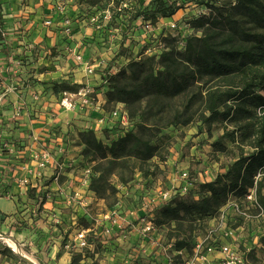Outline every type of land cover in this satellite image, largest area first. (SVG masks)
Segmentation results:
<instances>
[{"label":"rangeland","instance_id":"1","mask_svg":"<svg viewBox=\"0 0 264 264\" xmlns=\"http://www.w3.org/2000/svg\"><path fill=\"white\" fill-rule=\"evenodd\" d=\"M109 1L76 0L79 10L87 13L90 11L88 4L96 5L100 11ZM122 1L128 2L129 8L122 12L115 9L114 20L105 31L99 32L82 20H74L70 26L72 33L87 49L86 60L91 59L87 55H92L100 66L95 75L101 78L92 87L100 95L98 99L101 97V100L107 102L102 105L103 113L87 109L85 113L88 118L82 116L78 125L71 124L77 125L79 131L75 129L65 134L59 125L53 126L56 137L59 134L65 136L63 140L68 143L72 153L67 156H74V161L71 160L66 169L74 176V185L67 189V180L63 175L59 179L52 176L54 168L51 166L39 191L28 188V198L15 201L16 196L9 194L11 186L6 182L12 180L10 173L16 168L13 162L7 161L15 158L14 153L8 146L11 143L7 141L4 146L0 143V158L5 161H0L5 166L0 168V177L3 179L1 181L0 178V185L9 188L0 196L6 198L10 205L12 202L20 204L17 212L0 211V264H28L11 248L8 238L15 240L39 264L164 262L168 253L172 255L165 251L169 242L175 244L176 240L185 239L194 244L198 240L195 238L205 232L208 223L207 220L202 223L192 221L184 214L181 217H185V220L179 231H173L176 228L173 222L171 225H168L170 222L162 225L157 223L164 209L173 208L181 201L190 203L199 200L197 186L195 191L179 194L173 201L160 204L154 210L145 207L147 200L157 198L159 189L167 190L176 185L183 171H188L201 183L207 181V176L215 179L218 174L225 173L240 153L253 151L251 146H241L229 140L227 132L235 128L228 121L213 120L209 126L200 120L202 114L209 115L205 111V100L207 91L214 85L212 80L200 79L190 87L187 94L162 97L157 103L152 101L153 96L147 95L129 104L122 100L118 91L123 87L132 89L138 83L139 71L158 75L163 53L171 50L184 52L189 38L202 37L209 24L222 29L224 18H230L248 33L264 34V25L248 16L241 3L243 0H114L115 5ZM257 1L264 4V0ZM160 2L166 7L177 8V12L168 18L157 14L156 21L134 18L138 13H156ZM3 4L7 6L3 8ZM13 4L23 10L24 14L13 12ZM36 5H39L37 9ZM49 5H52L51 0H0V27L9 34L6 35V46L9 45L13 55L18 56L15 76L26 79L20 88L31 93V96L43 91L46 97L49 94V97L53 96L59 101L62 91L71 92L77 85H81L75 79L80 80L83 73L73 61V56L67 53V47L63 46L69 42L66 40L68 37L60 31L61 27H57L59 16L53 14L54 24L49 27L45 25L51 15ZM3 9H6L5 14L2 13ZM8 11H12V17L4 18ZM72 15L73 20L75 13ZM138 21L143 23L139 25ZM148 21L152 24L150 28H147ZM35 38L36 44L33 42ZM245 41L259 47L254 41ZM31 44H34L33 49ZM258 51H262L261 48ZM96 53L100 55L95 57ZM260 66L264 68L262 62ZM41 74H45V78ZM86 81L84 79L83 83ZM120 103L126 105L133 124L131 133L136 139L158 147L166 157L165 161L157 158L151 161L159 164L158 170L140 171L142 165L138 155L130 151L133 143H129L126 150L119 152L116 158L111 155L104 158L86 152L82 135L88 131H95L96 139L105 144L116 139V134L122 129L111 119V111ZM256 113L260 115L261 108ZM3 117L4 114H0V137L4 130L9 129L11 120L6 121ZM100 119L104 122L98 124ZM218 141V146H214ZM49 143H52L50 148L58 152L59 145L55 141ZM38 147L36 150L42 148L41 145ZM144 167L147 168V165ZM85 168H91L88 186L81 183ZM55 182L65 187V193L68 190L70 192H62L61 195L58 185L53 184ZM261 195L264 197V182ZM29 204L34 207L30 208ZM108 216L111 219L102 222ZM117 220L124 226L115 228L114 234L122 235L124 239L102 236L101 239L90 238V248L80 249L77 246V230L86 229L92 233L103 223L109 227L111 222ZM148 222L155 225V230L149 233L147 239H142L141 229ZM260 226H245L246 232L243 235L247 243L252 241L251 231L259 233ZM171 233L173 237H170ZM57 244L60 253L56 259L49 258ZM247 264H264V249L258 248L250 253Z\"/></svg>","mask_w":264,"mask_h":264},{"label":"trees","instance_id":"2","mask_svg":"<svg viewBox=\"0 0 264 264\" xmlns=\"http://www.w3.org/2000/svg\"><path fill=\"white\" fill-rule=\"evenodd\" d=\"M241 3L248 16L264 25V4L257 0H243ZM177 10L160 2L156 13H138L134 18L143 17L145 20L156 21L157 14L168 18ZM221 24L222 29L209 24L202 37L189 38L184 52L171 50L163 53L158 75L139 71L138 83L132 89L123 87L118 90L122 100L129 104L147 95L153 96L152 101L157 103L162 97L187 94L190 87L200 79L212 80L214 85L207 91L205 100V111L209 115L202 114L200 120L209 126L213 120L228 121L235 128L227 132L229 140L234 144L253 148L251 153H240L229 169L218 174L214 180L197 183L193 190L198 188L199 200L190 203L181 201L173 208L163 210L157 223L162 225L170 222L168 225H171L173 222L176 227L173 231L182 228L185 217L198 223L207 220L208 223L217 216L230 197H245L249 189L254 187L256 175L264 167V68L260 66L261 62L264 64V34L248 33L230 18H224ZM5 36L0 27L2 43ZM245 40L254 41L259 47L250 45ZM82 87L77 85L71 92ZM63 92L66 90L61 93ZM258 108H261L260 115L256 113ZM94 134L95 131H88L82 135L86 152L90 151L104 158L108 155L116 158L119 152L126 150L129 143H133L130 151L138 155L142 172H153L160 168L159 164L151 162L154 158L161 161L166 159L158 147L137 140L131 130L108 144L96 139ZM219 143L220 141L214 143V146ZM263 182L264 178L259 182L257 193L264 205V197L261 195ZM1 187L6 188L0 185ZM182 214L185 217H181ZM170 235L174 236L172 233ZM174 245L176 250L188 251H192L194 246L185 239L176 240Z\"/></svg>","mask_w":264,"mask_h":264},{"label":"built area","instance_id":"3","mask_svg":"<svg viewBox=\"0 0 264 264\" xmlns=\"http://www.w3.org/2000/svg\"><path fill=\"white\" fill-rule=\"evenodd\" d=\"M52 5L48 6L51 15L45 21L46 26H52L54 24L53 14L59 16L60 22L57 27H61V32L68 38L69 43H66L67 53L73 56L75 64L82 68L87 75H95L96 69L100 67L94 62H90L85 58V46L78 41V37L72 33L70 28L72 21L82 20L86 24L92 25L99 32L105 31L107 26L114 20L115 9L118 12H122L126 8H129V4L126 1H122L115 5L114 0L109 1L108 5L98 11L96 5L88 4L90 11L82 12L79 10L76 0H51ZM78 10V11H77ZM71 12V13H70ZM72 13H75L72 20ZM71 14V15H70ZM88 14V15H87ZM143 22L138 21L141 25ZM152 27L151 21L147 22V28ZM111 33L112 31L109 30ZM124 32H126L124 30ZM34 48V44L30 45ZM3 86V78L0 71V88ZM96 91L91 85H83L76 92H63L61 100L59 102L61 108L67 111H74L80 108L81 111L97 110L104 112L102 107L106 104L105 100L98 99ZM18 115V114H17ZM111 119L115 124H119L121 127L120 133L116 134L117 140L119 137L124 136L125 133L132 130L133 124L131 122L130 115L126 109L125 104H118L113 111H111ZM104 120L100 119L98 123H103ZM106 124V123H105ZM99 126L96 127L98 129ZM58 148V152H54L50 148V144L43 148L39 152L33 153L36 167L30 166L27 172L34 175L38 179H43L45 172L50 170L53 166L54 171L51 172L52 176L56 179L66 171L68 163L71 160L66 159L65 153L68 152V147L65 146V141ZM83 178L81 183L88 186L89 178L91 175V168H85L83 171ZM264 178V167L260 169L254 180V187L249 189L248 193L243 198L230 197L227 204L223 206L217 216L210 219L205 232L198 235L195 239H198L193 246L192 251L187 249L176 250L173 242H169L165 247V251L168 253L164 262L156 264H247V256L253 253L258 248L264 249L263 237H264V205L258 197L257 189L259 182ZM207 181L214 180L212 177L207 176ZM22 187H29L30 178L24 177L19 181ZM199 183L197 177H192L188 171H183L180 175V179L177 180L176 185H173L170 189L158 190V197L155 199H148L146 208L151 207L154 210L155 207L165 202L172 201L179 194L185 193L194 189L195 185ZM202 183V182H201ZM79 195V192L77 193ZM80 196V195H79ZM108 216L102 219V222L110 220ZM117 219H119L117 217ZM252 224L261 225L259 233L251 231L252 241L247 243L244 239L243 233L246 232L245 226L249 227ZM128 225V224H126ZM102 226V227H101ZM98 226L92 233L86 229L77 230L75 233V242L80 249L90 248L92 243L89 242L90 238L101 239L105 236L109 239H124L122 235H115V228H122L121 223L117 220L111 222L110 226H104V223ZM101 227V229H100ZM100 230V231H99ZM155 230V225L148 222L141 229L142 239H147L149 233ZM92 236V237H91ZM253 246V247H252ZM252 251V252H251Z\"/></svg>","mask_w":264,"mask_h":264},{"label":"crops","instance_id":"4","mask_svg":"<svg viewBox=\"0 0 264 264\" xmlns=\"http://www.w3.org/2000/svg\"><path fill=\"white\" fill-rule=\"evenodd\" d=\"M11 1V0H10ZM12 1H18V0H12ZM7 5L3 4L2 7L5 8ZM39 5H36V9ZM15 4L12 5L13 12H17V14L21 15L24 14L23 10H19ZM34 10L35 9H32ZM43 13V8L41 9ZM4 16L6 17H12L11 12ZM2 13H6V9L2 10ZM3 35H9L6 34L3 30ZM56 38V36L54 37ZM6 39L8 37L5 36V39L3 40V43H0V71L3 78V86L0 88V114H4V120H9L8 130H4L0 137V143L4 146L8 143H11V145H8L11 149V151L14 153L12 160L7 159V161L10 160V162H13L16 165V168L13 170L14 172L10 176H12V180H7L8 184L11 186L10 188V195L16 196L15 201H19L20 199L26 200L28 197V194L26 190L28 188L37 189L38 191L41 189V183L43 179H38L34 175H31L27 172V169L30 166L36 167V162L31 160L30 156H33L34 152H39L43 146H48L49 141L57 143V145L61 146L63 143V136L62 134H59L56 137V132L54 131V127L56 125H59L63 132L66 134L69 131H74L77 129V125L79 123V119L84 116L88 118L85 111H81L80 108L75 109L74 111H67L61 108L59 105V101H57L56 98L53 96L46 97L45 94H43V91L37 92L36 94H33L31 96V93H27L25 89H22V87L25 84V80L22 77H16L15 74H17V67L19 60L17 59V55H13V52H11V49L6 44ZM35 44L37 43L36 38L33 41ZM65 46V44L63 45ZM87 51V49H84ZM86 53V52H85ZM18 54V51H17ZM100 54L96 53V56H99ZM87 57L91 58L90 62L96 61L93 56L87 55ZM99 68V67H98ZM79 71L83 73V76L78 80L75 79V82L81 85H91L96 86V82L99 80L98 78H101L97 75H87V73L80 67H78ZM42 78H45V74H41ZM77 77V76H76ZM86 79L87 81L83 83V80ZM100 96V95H99ZM101 100V97H100ZM18 114V115H17ZM71 124H77V125H71ZM99 124V123H98ZM97 124V126H98ZM96 126V127H97ZM78 130V129H77ZM79 131V130H78ZM63 137H62V136ZM65 141V140H64ZM66 143V142H65ZM38 145H41L42 148L40 150L38 149ZM65 146L68 147V152L65 153V156L72 155L71 149L68 145V143L65 144ZM23 147V148H21ZM18 149V151H17ZM34 152H33V151ZM31 151L33 153H31ZM1 156V155H0ZM30 157V158H27ZM68 157V156H67ZM74 156L68 157L67 159L74 161ZM3 160V158H0V161ZM4 161V160H3ZM2 162V161H1ZM5 162V161H4ZM4 168L5 166H2L0 164V168ZM36 169H38L36 167ZM48 175V171L45 172L44 176ZM63 177L67 180L65 183V186L67 189L74 185V176L67 172V170L62 174ZM61 175V176H62ZM30 178V185L29 187L25 188L22 187L19 183L20 179L24 177ZM60 176V177H61ZM1 178V177H0ZM78 179H76L77 181ZM1 181L3 179L1 178ZM5 182V181H4ZM1 184V183H0ZM55 185H58L56 182L53 183ZM59 193L62 195L63 190L65 187H60V185L57 186ZM0 193L4 191H8L9 188L6 187L0 188ZM53 188H51L52 190ZM70 192L68 190L66 193ZM65 193V192H64ZM65 193V194H66ZM29 201V199H28ZM31 203V201H29ZM20 204H15V202H12V205H10L9 202H7L6 198L0 196V211L2 213H9V212H17L18 207ZM30 208H33L34 205L29 204ZM50 205H47L49 207ZM59 243V240H58ZM60 253V250L58 248V244L54 246L52 249L51 254H49V258L56 259L57 254ZM68 254V253H67Z\"/></svg>","mask_w":264,"mask_h":264},{"label":"bare ground","instance_id":"5","mask_svg":"<svg viewBox=\"0 0 264 264\" xmlns=\"http://www.w3.org/2000/svg\"><path fill=\"white\" fill-rule=\"evenodd\" d=\"M8 242L16 254L23 258L28 264H39L33 257L28 255L15 240L8 238Z\"/></svg>","mask_w":264,"mask_h":264}]
</instances>
